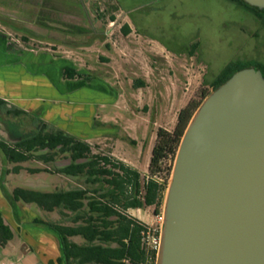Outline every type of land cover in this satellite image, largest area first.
<instances>
[{"label": "rangeland", "instance_id": "rangeland-1", "mask_svg": "<svg viewBox=\"0 0 264 264\" xmlns=\"http://www.w3.org/2000/svg\"><path fill=\"white\" fill-rule=\"evenodd\" d=\"M116 2L0 0V33L10 47L25 51L18 61L0 64V96L9 97L10 103L20 96L32 102L33 112L84 138L94 153L127 151L145 175L157 129L172 131L178 111L189 101H201L202 92L212 90L211 81L228 62L264 64V12L256 15L235 0ZM34 19L41 29L31 27ZM124 19L133 23L129 36L123 32ZM145 35L164 48L154 50L157 43L140 38ZM195 41L198 45L192 49ZM64 65L94 77L87 91L75 94L90 100L88 109L74 112L78 104L68 98L55 100L75 91V84L60 74ZM30 127L25 123L26 130ZM0 134L14 140L2 123ZM1 156L0 152L2 170L12 165ZM67 161L62 156L48 165L29 160L21 163L20 173L5 174L3 179L10 189L76 185L79 180L59 173L27 170L52 169ZM173 162L163 160L160 179L169 181ZM153 208L127 213L147 224L151 234L161 229L163 205L158 214Z\"/></svg>", "mask_w": 264, "mask_h": 264}, {"label": "trees", "instance_id": "trees-1", "mask_svg": "<svg viewBox=\"0 0 264 264\" xmlns=\"http://www.w3.org/2000/svg\"><path fill=\"white\" fill-rule=\"evenodd\" d=\"M254 14L264 12L243 0H235ZM198 42L191 44L197 47ZM255 66L264 76V64L249 60H232L211 81V89L226 80L238 69ZM65 79L88 83L94 77L73 65L62 66ZM141 84V81H139ZM209 93L202 92V99ZM201 101H189L177 114L172 131L159 127L151 149L148 173L143 175L111 154L94 153L90 144L77 134L42 118L38 112H29L0 96V126L4 124L14 140L0 134V152L5 163L1 178L10 172L17 173L24 167L21 163L37 160L43 164L56 162L59 156L67 158L62 165L28 167L30 173L48 171L79 180L76 185L39 190L15 186L2 190L15 203H33L45 212L55 211L56 219L37 220L51 227L60 239L65 264H145L149 255L156 251L144 241L150 228L147 224L127 213L129 208L153 206L160 213L164 202L168 179L162 180V162L174 161L184 130ZM25 123L30 129L24 128ZM172 165L169 168V174ZM157 232V231H154ZM13 237V230L5 222L0 211V245ZM78 237L79 240H75ZM151 264H155V260Z\"/></svg>", "mask_w": 264, "mask_h": 264}, {"label": "water", "instance_id": "water-1", "mask_svg": "<svg viewBox=\"0 0 264 264\" xmlns=\"http://www.w3.org/2000/svg\"><path fill=\"white\" fill-rule=\"evenodd\" d=\"M264 9V0H243ZM155 264H264V76L233 72L188 122L164 196Z\"/></svg>", "mask_w": 264, "mask_h": 264}, {"label": "crops", "instance_id": "crops-1", "mask_svg": "<svg viewBox=\"0 0 264 264\" xmlns=\"http://www.w3.org/2000/svg\"><path fill=\"white\" fill-rule=\"evenodd\" d=\"M6 1L8 2L12 0ZM123 22V32L129 36L133 33V23L132 21H127L126 19H124ZM37 23L41 24L40 22H37L36 19H34L33 22H31V27L35 29H41V26H39V24L37 25ZM120 23L121 22L119 21L118 24ZM146 37H148L150 41L156 42V39L147 35H145V37L142 36L140 38L146 39ZM156 43L157 45L154 44L153 49L160 50L163 45L158 42ZM24 53V48L22 49L20 47H17L16 49H14L13 47H10V42L8 41V38L4 34L0 33V64L12 62L14 61V59L18 61L21 56L25 55ZM66 80H68L69 83L71 82L75 84V91H70L71 93L68 95L66 94L65 96H57L55 100H67L68 98V101L78 104L79 106H75L76 110L74 112H78L81 108H85V110L88 109V106L91 105V102L89 99L86 98V96L75 97V94L82 93L85 90H88V83L76 79ZM53 82L54 85L58 83L56 79H54ZM1 97L6 99L7 101L10 99L9 97L5 96ZM12 103L16 104L17 106L23 108L26 111L33 112L30 109L32 102L28 101L27 99L21 96L17 97L15 101L13 100ZM43 119L47 120L48 118L44 117ZM109 154L114 156L116 159L122 160L126 164L137 168L141 172V170L138 168V165L136 164L135 158L133 159V157L127 151L122 150V153L120 154H116L115 152H109ZM1 163L2 162L0 161V173L2 171ZM10 167L11 165L7 168ZM10 173L18 174L20 173V171L17 173ZM64 176L66 178H72L70 176ZM6 181L7 179L2 180L0 174V211L5 222L8 223V225L13 230V237L8 240L4 246L0 245V264H65L63 249L58 234L47 224L37 221L46 219H56L57 213L55 211L45 212L43 210V213H39L35 211L33 203H24L22 201H16L15 203H12L2 190L1 182H3L7 191L11 190L7 187L5 183ZM130 209L137 210L141 208H129L128 211ZM47 216L48 218H46ZM74 239L79 240L78 237H74Z\"/></svg>", "mask_w": 264, "mask_h": 264}, {"label": "built area", "instance_id": "built-area-1", "mask_svg": "<svg viewBox=\"0 0 264 264\" xmlns=\"http://www.w3.org/2000/svg\"><path fill=\"white\" fill-rule=\"evenodd\" d=\"M159 239H160V231L157 230V232H152L150 234V230L146 233L144 237L145 243L155 251H157L158 245H159ZM156 259V254L155 257L149 255L147 258V261L145 264H151L153 260Z\"/></svg>", "mask_w": 264, "mask_h": 264}]
</instances>
